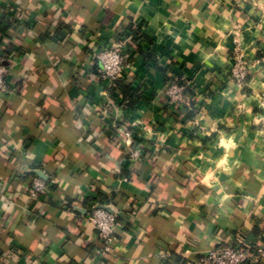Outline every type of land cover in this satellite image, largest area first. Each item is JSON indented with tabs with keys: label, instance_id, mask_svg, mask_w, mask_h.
Listing matches in <instances>:
<instances>
[{
	"label": "crops",
	"instance_id": "crops-1",
	"mask_svg": "<svg viewBox=\"0 0 264 264\" xmlns=\"http://www.w3.org/2000/svg\"><path fill=\"white\" fill-rule=\"evenodd\" d=\"M127 28L134 107L96 58ZM0 32V264H178L188 251L186 264L226 242L264 246V0H0ZM237 52L245 87L229 75ZM171 72L190 109L166 100ZM92 204L130 212L106 261Z\"/></svg>",
	"mask_w": 264,
	"mask_h": 264
},
{
	"label": "built area",
	"instance_id": "built-area-1",
	"mask_svg": "<svg viewBox=\"0 0 264 264\" xmlns=\"http://www.w3.org/2000/svg\"><path fill=\"white\" fill-rule=\"evenodd\" d=\"M134 45L131 36H128L125 29L120 30L115 40L102 46L96 52V58L99 63V76L101 79L109 80L115 86L117 81H127L133 75L132 53ZM10 57L0 54V92L5 91V77L9 71ZM249 63L241 54L237 52L233 57V63L229 68L230 78L238 87L247 86L249 74ZM134 82V81H132ZM189 89L188 82L180 75L171 72L166 76L164 94L166 100L174 107L190 109V103L193 99L191 94H187ZM261 102H264V96H260ZM104 110L113 112L114 106L106 104ZM117 138L126 147L127 155L130 161H140L142 157L141 146L135 137V133L127 125H119L115 119L111 125ZM150 140L155 142L156 133L150 134ZM30 196L33 199L39 197L44 189L43 181L34 176L30 184ZM130 212L109 211L95 204L89 205L85 213V219L90 222L96 232V237L100 242V248L96 257L100 261L109 259L114 244L116 242L115 231L128 221ZM188 251L182 253V262L186 258ZM264 246L257 245L254 249L245 242H226L209 249L205 254L192 258L186 264H263Z\"/></svg>",
	"mask_w": 264,
	"mask_h": 264
},
{
	"label": "trees",
	"instance_id": "trees-1",
	"mask_svg": "<svg viewBox=\"0 0 264 264\" xmlns=\"http://www.w3.org/2000/svg\"><path fill=\"white\" fill-rule=\"evenodd\" d=\"M125 30H126L128 36H131V38L133 40L134 37H135L134 36L135 35L134 34L135 31L134 30L132 31V29H130V28H127ZM4 55H6V54H4ZM115 86L118 87L122 91V93L124 94L125 98L129 102V106L134 107L135 101L139 98V94H138L139 89L136 88L133 84L126 83V81H123V80L117 81L115 83ZM186 91H187V94H190V93H188L189 92L188 89ZM32 176L34 177L35 175H32ZM248 245L251 247V249H254L258 244L256 242H250V243H248ZM176 261H177L178 264H182V260L177 259Z\"/></svg>",
	"mask_w": 264,
	"mask_h": 264
},
{
	"label": "water",
	"instance_id": "water-1",
	"mask_svg": "<svg viewBox=\"0 0 264 264\" xmlns=\"http://www.w3.org/2000/svg\"><path fill=\"white\" fill-rule=\"evenodd\" d=\"M38 176H39V177H41V178H43V177L41 176V174H40V173H38Z\"/></svg>",
	"mask_w": 264,
	"mask_h": 264
}]
</instances>
